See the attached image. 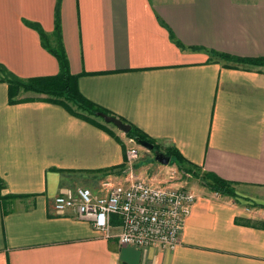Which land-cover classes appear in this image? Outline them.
Masks as SVG:
<instances>
[{
	"label": "crops",
	"instance_id": "obj_1",
	"mask_svg": "<svg viewBox=\"0 0 264 264\" xmlns=\"http://www.w3.org/2000/svg\"><path fill=\"white\" fill-rule=\"evenodd\" d=\"M58 11L86 99L171 151L173 165L180 156L236 187L233 197L185 182L197 198L173 250L121 244L118 220L107 238L53 209L67 188L125 182L128 146L113 124L45 94L11 100L10 74L60 71L42 35L56 46ZM216 53L264 58V0H0V264H264V64ZM155 155L141 152L136 170L169 183L152 174Z\"/></svg>",
	"mask_w": 264,
	"mask_h": 264
},
{
	"label": "built area",
	"instance_id": "obj_2",
	"mask_svg": "<svg viewBox=\"0 0 264 264\" xmlns=\"http://www.w3.org/2000/svg\"><path fill=\"white\" fill-rule=\"evenodd\" d=\"M126 156L125 182L104 179L97 192L89 186L67 188L53 198L54 211H72L78 218L90 220L107 238L112 236L113 218H116L121 244L140 249H175L180 244L196 193L185 186L156 185L140 177L135 167L140 145L135 138L128 137Z\"/></svg>",
	"mask_w": 264,
	"mask_h": 264
},
{
	"label": "trees",
	"instance_id": "obj_3",
	"mask_svg": "<svg viewBox=\"0 0 264 264\" xmlns=\"http://www.w3.org/2000/svg\"><path fill=\"white\" fill-rule=\"evenodd\" d=\"M42 35L45 40V43L50 47V50H52V52H54V54L57 56L60 62V71L56 75L30 79H21L14 74H10L7 79L11 87V100H17L15 99L17 94L21 89H23L26 91H32L35 93L48 95V99H50L52 102L63 104L74 112L75 110H77L79 113L81 112V115L86 116L88 118H101L97 115V113L101 111L105 113L107 112L101 107L96 106L94 103L90 102L81 94L77 85L78 76L72 74L70 71L68 59L61 44L59 11L56 17V29L54 32L56 46L53 47V45L50 46L48 44L49 37L45 32H43ZM216 56L226 60H232L240 63L264 64V58H238L223 53H216ZM126 135L130 138H136L140 136L143 139H147L151 142H154L150 137H148L140 129L133 125L131 131ZM158 148L159 146L155 143V148L153 151L158 152ZM167 154L172 155V152L168 151ZM175 160L178 163L179 168L183 169L186 172H189L197 179H200L202 183L213 192L233 197L238 196L234 184L232 182L222 179L213 174L202 173L201 171L194 169L193 166H185L182 164L184 161L180 158V156H178ZM114 220L116 221L117 219L113 218V221Z\"/></svg>",
	"mask_w": 264,
	"mask_h": 264
},
{
	"label": "rangeland",
	"instance_id": "obj_4",
	"mask_svg": "<svg viewBox=\"0 0 264 264\" xmlns=\"http://www.w3.org/2000/svg\"><path fill=\"white\" fill-rule=\"evenodd\" d=\"M30 92H32V91H30ZM33 93H35V92H33ZM38 94V93H37ZM39 94H41V93H39ZM48 96V95H47ZM112 126H114L115 127V125H112ZM140 154H141V152L143 153L146 149L145 148H143V147H141L140 146ZM142 150H144V151H142ZM157 153V151H155V154ZM154 154V153H153ZM143 156V155H142ZM153 156V155H152ZM151 156V157H152ZM147 163V162H146ZM175 162H174V160H172V161H170V163L169 164H167V165H164V164H162L161 162H159V161H156L154 164H156V166H157V170H155L154 169V171L152 172V174L153 175H155L156 174V179H157V181L158 180H160L163 176H165V174H166V172H167V176L170 174V177L168 178V179H170V181H169V183H176V182H183L182 184L185 186V182L186 183H190V185L192 184V183H195V184H201V180L200 179H197L196 177H194L192 174H190L189 172H186V171H184L183 169H181V168H179V166H176V165H173ZM144 165V164H143ZM136 166H138V162H136V164H135V167ZM164 166L167 168H164ZM142 167V166H141ZM143 167H145L146 168V171H148V166H143ZM189 173L190 175H187V174ZM137 174L140 176V177H142L143 179L145 178V179H147V177H145V175H143V174H141V171L138 173V171H137ZM144 176V177H143ZM155 179V180H156ZM147 180H149V179H147ZM150 181V180H149ZM159 182V181H158ZM153 183V182H152ZM160 183V182H159ZM158 183V185H162V184H159ZM99 185H100V183H96L95 185H92V184H87V185H80V186H89L90 188H92L93 190L95 189V192H97V188H99L100 189V187H99ZM78 187V186H77ZM235 187V186H234ZM235 189H236V187H235ZM239 196V195H238ZM256 201V200H255ZM255 204H257L256 202H255Z\"/></svg>",
	"mask_w": 264,
	"mask_h": 264
},
{
	"label": "water",
	"instance_id": "obj_5",
	"mask_svg": "<svg viewBox=\"0 0 264 264\" xmlns=\"http://www.w3.org/2000/svg\"><path fill=\"white\" fill-rule=\"evenodd\" d=\"M97 115L101 117L105 122L115 125L120 131L126 134L129 133L132 129V125L130 123L124 122L122 119L114 115H111V114H108L102 111L98 112ZM135 139L137 143L143 148H146L148 150H154L155 148L154 142H151L147 139H143L140 136L136 137ZM155 158L157 161L161 162L164 165L169 164L171 161V156L164 152H157L155 155Z\"/></svg>",
	"mask_w": 264,
	"mask_h": 264
},
{
	"label": "flooded vegetation",
	"instance_id": "obj_6",
	"mask_svg": "<svg viewBox=\"0 0 264 264\" xmlns=\"http://www.w3.org/2000/svg\"><path fill=\"white\" fill-rule=\"evenodd\" d=\"M158 152H161V151H158Z\"/></svg>",
	"mask_w": 264,
	"mask_h": 264
}]
</instances>
